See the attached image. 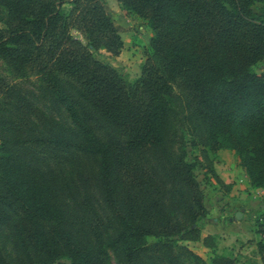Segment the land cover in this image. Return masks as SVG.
<instances>
[{
	"label": "trees",
	"instance_id": "1",
	"mask_svg": "<svg viewBox=\"0 0 264 264\" xmlns=\"http://www.w3.org/2000/svg\"><path fill=\"white\" fill-rule=\"evenodd\" d=\"M117 1L151 29V52L133 82L95 56L122 47L106 0H0V58L15 77L38 79L78 137H43L30 123L42 112L0 76V122L12 134L0 143V223L12 224L29 264H111L110 249L119 264H184L178 241L188 231L168 195L191 223L207 209L180 104L209 151H233L250 187L264 189V71L253 69L264 59V15L252 9L264 0ZM35 145L97 159L105 213L85 195L69 216L44 159L24 147ZM257 224L264 237V223ZM257 249L264 264V238ZM190 254L201 264H240L216 251L210 263Z\"/></svg>",
	"mask_w": 264,
	"mask_h": 264
},
{
	"label": "rangeland",
	"instance_id": "2",
	"mask_svg": "<svg viewBox=\"0 0 264 264\" xmlns=\"http://www.w3.org/2000/svg\"><path fill=\"white\" fill-rule=\"evenodd\" d=\"M252 9L264 15V2H255ZM106 12L121 37L122 47L116 55L100 49L95 56L110 64L124 79L133 82L140 76L142 65L151 52V29L145 20L124 10L117 0H106ZM72 35L81 38L76 30H72ZM253 69L258 73L264 71V59L257 62ZM0 76L16 86L42 112V116L31 117L30 123L43 137L57 134L78 140L75 135L77 130L66 111L51 96L41 92L36 77H15L1 58ZM179 107L181 132L184 135L188 160L195 164L194 173L203 191L207 209L204 218L191 223L183 212L178 197L175 194L168 195L167 202L171 212L188 231L187 235L178 241L182 247L184 264H201L190 253L210 263L213 251L235 257L240 264H262L257 242L264 237L256 233V230L259 225L257 222L264 223V189L262 191L261 188L250 187L233 151L219 150L215 155L211 153L199 137L196 124L189 118L184 105L180 104ZM24 120L29 121L27 117ZM3 126L0 122V143L12 135L8 128ZM105 129L102 122L96 124V130L100 134ZM24 147L44 159L45 162L38 160L45 168L59 204L64 206L69 216L71 214L74 218L77 213V198L82 199L85 195L91 197L93 206L100 214L105 213L95 180L97 159L72 147L66 152H56L38 145ZM63 156H72L73 165L68 164ZM166 187L172 189L170 183ZM237 211L241 212L240 219L235 218ZM156 240L153 236L147 237L149 243ZM0 250L6 264H29L19 247L10 222L0 223ZM110 257L111 264H119L116 253L111 249Z\"/></svg>",
	"mask_w": 264,
	"mask_h": 264
},
{
	"label": "water",
	"instance_id": "3",
	"mask_svg": "<svg viewBox=\"0 0 264 264\" xmlns=\"http://www.w3.org/2000/svg\"><path fill=\"white\" fill-rule=\"evenodd\" d=\"M235 218H236V219H240V218H241V212H238V211H237V212L235 213Z\"/></svg>",
	"mask_w": 264,
	"mask_h": 264
},
{
	"label": "crops",
	"instance_id": "4",
	"mask_svg": "<svg viewBox=\"0 0 264 264\" xmlns=\"http://www.w3.org/2000/svg\"><path fill=\"white\" fill-rule=\"evenodd\" d=\"M263 191V189H261Z\"/></svg>",
	"mask_w": 264,
	"mask_h": 264
}]
</instances>
